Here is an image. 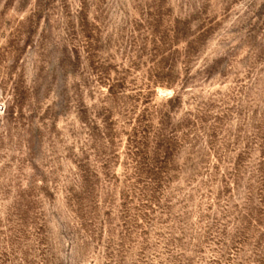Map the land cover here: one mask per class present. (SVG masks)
Instances as JSON below:
<instances>
[{
	"label": "rangeland",
	"instance_id": "obj_1",
	"mask_svg": "<svg viewBox=\"0 0 264 264\" xmlns=\"http://www.w3.org/2000/svg\"><path fill=\"white\" fill-rule=\"evenodd\" d=\"M0 264H264V0H0Z\"/></svg>",
	"mask_w": 264,
	"mask_h": 264
}]
</instances>
